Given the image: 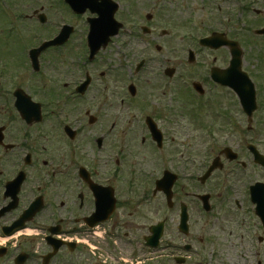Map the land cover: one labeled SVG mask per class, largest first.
<instances>
[{"label": "flooded vegetation", "instance_id": "1", "mask_svg": "<svg viewBox=\"0 0 264 264\" xmlns=\"http://www.w3.org/2000/svg\"><path fill=\"white\" fill-rule=\"evenodd\" d=\"M188 1L0 0V264H264V59L251 115L225 83L264 9Z\"/></svg>", "mask_w": 264, "mask_h": 264}, {"label": "rangeland", "instance_id": "2", "mask_svg": "<svg viewBox=\"0 0 264 264\" xmlns=\"http://www.w3.org/2000/svg\"><path fill=\"white\" fill-rule=\"evenodd\" d=\"M23 1H25V7H23V8L25 10H27V11L28 10L29 11H33V9L39 10V8L42 5H48L49 2H50V0H23ZM185 1H188V0H185ZM191 2H192V0H189L188 3H187V5L188 6L189 5H192ZM248 2H249V5H253L254 8H258V9L262 8V9H264V0H248ZM177 3H178V1L175 2V4H177ZM28 4H29V6H28ZM175 10H176V8H174V11ZM254 15H255V13H250V16L249 17H250V20L251 21L252 20L253 21L256 20V19H254ZM15 22H16V25L19 24L18 27L21 26V23L23 24V22H21L19 20L15 21ZM31 24L34 25L33 23H31ZM258 25H259V23H257V24L256 23L251 24V27L254 26V28L250 29V32L252 33V38H253V45H252V47H248L246 44L244 45V60L247 61V62L245 61L244 65H247V67L250 70H252L254 73H255L256 69L260 66L259 65L260 63H258V61H260V58L261 57H264V38L263 37L262 38L261 37H258V35H256V33H254V30H255V28L258 27ZM3 27H5V25L2 22H0V30ZM36 27H37V29L36 28H33V26H32V29H29V30H31V31L37 30V32L40 35L41 32L39 31L38 26H36ZM241 28H242V25H237V29L236 30H240ZM29 30H26V32L29 31ZM44 34L47 35L46 33H44ZM1 35L2 34H1V31H0V36ZM42 37L43 36H41V38ZM255 45H258V47H256ZM47 66H49V68L46 69L47 76H46V78L44 80L42 79V81H53V80H62L63 81L64 79L69 80L72 77L74 79V74H76V73H71L70 70L67 69L64 65H62V69L61 70H57L56 67H53L52 66V64L51 65L50 64H47ZM64 70H65L66 73L63 72ZM60 85L62 86L61 83H60ZM184 119H186V118L184 117ZM190 121H191V123L188 122V121L183 120V122H185V125L186 126L191 127V128H189L190 132H193V135L194 136H197L198 135L200 137V139H201L200 132H198L196 130V122L195 121H192V120H190ZM260 129H261V139H260L261 140V148H263V150H264V127L262 125H260ZM201 142L202 143L204 142V138H203V140L201 139ZM201 150H202V145H200L198 147L199 155L201 154L200 153ZM249 169H251V168H249Z\"/></svg>", "mask_w": 264, "mask_h": 264}, {"label": "water", "instance_id": "3", "mask_svg": "<svg viewBox=\"0 0 264 264\" xmlns=\"http://www.w3.org/2000/svg\"><path fill=\"white\" fill-rule=\"evenodd\" d=\"M261 33H263L264 32V30H262V31H260ZM58 39H56V41H57ZM56 41H51V42H49V43H45V45H43L39 50H36V51H33L35 54H36V56L39 54V52L43 49V48H45V47H47V46H50L51 44H53V43H57ZM233 55H234V58H233V60H232V66H234V68L236 69V67L238 66L239 68V76H241V80H240V83H241V85L243 84V81H246L247 80V76H245V74L244 73H242L241 72V55H240V51H238V50H236V51H234L233 52ZM36 58V60H37V57H35ZM236 76V75H235ZM237 81V80H236ZM250 93H251V95H250V97H252V101H254L255 102V92H254V88L253 87H251L250 88ZM244 98V101L246 100V99H249V98H247V97H243ZM256 161H258L259 163H262L263 165H264V155H262L261 153H258L257 152V154H256ZM261 185H263L262 183L261 184H257L255 187H254V189H256L257 187H261ZM256 199H257V204H258V207H257V214L258 215H260V217L261 218H263L264 219V196L262 195V198L259 196V194L256 196Z\"/></svg>", "mask_w": 264, "mask_h": 264}]
</instances>
